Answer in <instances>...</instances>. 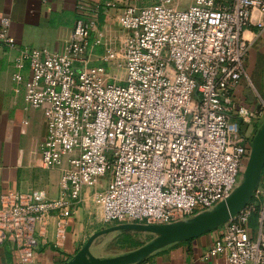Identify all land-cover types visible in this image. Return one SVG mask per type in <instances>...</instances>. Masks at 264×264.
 <instances>
[{"label":"built area","instance_id":"obj_1","mask_svg":"<svg viewBox=\"0 0 264 264\" xmlns=\"http://www.w3.org/2000/svg\"><path fill=\"white\" fill-rule=\"evenodd\" d=\"M47 0H43L46 2ZM125 32L119 51L92 65L87 40L98 9L80 4L61 52L21 48L14 83L40 110L46 134L41 165L62 167L60 194H0V245L14 247L20 264H35L39 238L54 217L52 246L62 249L72 209L98 179L104 223L166 225L212 209L233 192L250 154L239 121L257 111L236 107L232 91L246 76L243 31L264 30V0H114ZM261 21H253V13ZM10 20L0 18V49L16 48ZM111 67L124 75L110 76ZM26 69L29 78L20 71ZM235 113L233 118L232 113ZM247 204L227 222L204 254L223 264H264V208L257 236Z\"/></svg>","mask_w":264,"mask_h":264},{"label":"crops","instance_id":"obj_2","mask_svg":"<svg viewBox=\"0 0 264 264\" xmlns=\"http://www.w3.org/2000/svg\"><path fill=\"white\" fill-rule=\"evenodd\" d=\"M112 1L114 0H0V18L10 20L9 34L16 43V48L0 49V194L8 191H40L49 199H55L60 194L62 167L46 169L41 165L40 146L46 134L43 114L26 105L22 85L12 80V76L18 72L14 60L19 49L28 47L50 53L61 52L72 35L75 21L81 17L78 6L89 5L97 7L98 12L95 26L87 40V49L91 64H99L105 50L119 51L126 37L118 25L120 8L107 6ZM261 20L262 17L254 12L253 21ZM243 38L248 44L244 61L246 76L233 89L232 99L236 107L243 106L256 111L261 102L264 103V30L250 25L243 31ZM20 74L25 80L29 78L26 69L20 71ZM232 116L235 118L234 112ZM260 117H255L250 123L239 121L240 134L250 145L264 122L263 116ZM244 126L248 129L247 134L241 133ZM89 191L83 189L82 200L80 197L79 203L72 209L62 249L52 246L55 219L50 218L46 238H39V247L34 255L35 264H65L77 254L92 234L121 225L102 226L101 224L106 223L100 217L96 220L91 218L89 203L85 199ZM252 199L250 204L254 211L257 205L260 210L264 208V167L250 200ZM206 211L209 210L202 212ZM226 224L196 238L163 245L143 260L129 264H223L221 258L205 260L204 254ZM248 228L251 237L255 239L257 225L251 228L248 223ZM154 239L155 236L150 233L111 232L95 239L90 246V253L101 260L116 259L134 253ZM103 247L106 250L111 247L118 253L111 256L100 255L98 251ZM0 264H20L14 247L9 243L0 245Z\"/></svg>","mask_w":264,"mask_h":264},{"label":"water","instance_id":"obj_3","mask_svg":"<svg viewBox=\"0 0 264 264\" xmlns=\"http://www.w3.org/2000/svg\"><path fill=\"white\" fill-rule=\"evenodd\" d=\"M264 167V122L250 145L249 158L241 184L225 200L211 210L193 215L185 221L166 225L128 223L111 226L92 234L77 254L65 264H129L139 262L155 249L169 244L190 240L227 223L249 203ZM117 231L150 233L155 239L139 250L120 258L101 260L90 253V246L98 237Z\"/></svg>","mask_w":264,"mask_h":264},{"label":"rangeland","instance_id":"obj_4","mask_svg":"<svg viewBox=\"0 0 264 264\" xmlns=\"http://www.w3.org/2000/svg\"><path fill=\"white\" fill-rule=\"evenodd\" d=\"M190 1L191 0H176V3H177V5H178V7L180 9H184L190 4ZM108 73H109L110 76L117 75L118 77H121V78L124 75V72L120 71V70H117L116 67H111V69L108 71ZM256 111L258 112V117H256V118H259L260 116H263L262 117V120H263L264 119V103L261 102L260 106L257 108ZM257 120L258 119H256V121ZM240 126L241 125L239 124V128H240ZM241 131H242L241 133L247 134L248 129L244 126L243 129H241ZM246 164H245V166H243V168H242V170H241V172H240V174L238 176V179H237V182H236V185H235L234 189H236L242 182V175L244 173ZM104 181H105V179L104 180L103 179H98V182H97V184L95 186L84 187L85 189H89L90 190L89 193H87L85 195V197H86L85 199H87V201L89 203V213H90V216H91V218L93 220H96L99 217L101 218V211H100L98 205L96 204V193H97V191H101L102 188L106 185V182H104ZM81 200H82V197H81ZM113 224H118V223L113 222V223H106V224H101V225L102 226H111ZM138 233L142 234L141 232H138ZM107 235L108 234H106L104 236H107ZM104 249H105V247L99 249V251L97 249L96 250L98 251V253L100 255H103V256H111V255H114L117 252L116 250L113 251V248H111V247L107 248V250L106 249L104 250ZM92 251H94V250H92Z\"/></svg>","mask_w":264,"mask_h":264},{"label":"trees","instance_id":"obj_5","mask_svg":"<svg viewBox=\"0 0 264 264\" xmlns=\"http://www.w3.org/2000/svg\"><path fill=\"white\" fill-rule=\"evenodd\" d=\"M252 202H253V199L250 200L249 204ZM259 211H260L259 205H257L255 207V211L251 214L250 219H249V226L251 225V228H255L257 225V217L259 215Z\"/></svg>","mask_w":264,"mask_h":264}]
</instances>
